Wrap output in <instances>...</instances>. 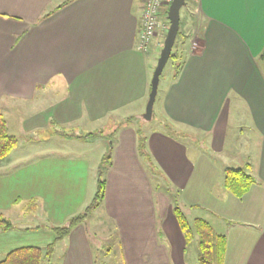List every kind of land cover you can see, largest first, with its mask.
I'll return each mask as SVG.
<instances>
[{
    "label": "crops",
    "instance_id": "crops-1",
    "mask_svg": "<svg viewBox=\"0 0 264 264\" xmlns=\"http://www.w3.org/2000/svg\"><path fill=\"white\" fill-rule=\"evenodd\" d=\"M64 1L0 0V113L18 139L0 160V214L13 209L21 215L32 210L44 214L40 229L18 225L6 215L14 226L0 228V260L17 247L53 243V263L98 264L87 228L89 215L62 239L56 240L53 228L67 224L90 204L102 158L113 146L104 200L92 212L114 222L124 263L188 264L189 244L173 213L172 198L156 189L139 156L138 127L132 123L144 118L163 39L158 35L147 52L138 49L143 0H72L58 8ZM191 1L197 21L193 24L191 14L185 27L190 28L186 36L193 34L181 49V65L165 78L155 112L193 139L201 138L202 154L207 148L226 162L217 168V161L206 154L191 161L188 143L161 132L168 131L165 122L163 129H149L147 148L178 201L191 207L209 202L215 219L199 217L226 234L225 264H241L240 253L247 248L257 250L258 261L242 264H264V68L258 61L264 47V0ZM164 9L161 20L168 26ZM197 41L200 46L192 48ZM240 105L249 112L232 115ZM84 120L108 122L88 132L108 133L118 122L124 124L98 157L67 154L79 146L61 145L62 138L85 146L94 141L58 128ZM231 121L239 128L249 124L251 132L244 139L229 135ZM21 138L39 144L20 150ZM228 140L232 148L242 147L240 152H229ZM32 149L37 153L33 163ZM228 167H242L255 178L240 198L224 185ZM207 184L205 191L202 186ZM14 195L18 197L11 199Z\"/></svg>",
    "mask_w": 264,
    "mask_h": 264
},
{
    "label": "rangeland",
    "instance_id": "rangeland-1",
    "mask_svg": "<svg viewBox=\"0 0 264 264\" xmlns=\"http://www.w3.org/2000/svg\"><path fill=\"white\" fill-rule=\"evenodd\" d=\"M188 5H189V9H188ZM184 6L181 9V18L183 20V24L184 27H182V30L184 32V34L187 35V31L190 29L189 27H185V24L188 26V21H190V16L191 14H193L192 17V22L193 24L196 23V18H197V11L195 9V6L193 4V2L191 0H189V4ZM195 9V10H194ZM192 11V12H191ZM191 31H189V34L192 35L193 33H190ZM188 34V36L186 37H190V35ZM195 34V33H194ZM166 36V35H165ZM165 38V37H164ZM164 38L163 42H162V47L164 44ZM188 41L186 40L185 36L183 35L182 38L179 39V41H177V44L175 46L176 49L180 48V54H184L181 52L182 48H185L184 44L185 42ZM200 46L199 42H194L192 48H198ZM161 47V48H162ZM174 48V49H175ZM178 51V52H179ZM173 58H170L167 62V64L164 67V70L160 76V81H159V86H158V95H157V99L159 98V95L161 94V91L163 89V86L166 82V76L169 75L170 71L173 69H175L176 65L179 63V59L174 60ZM176 61V62H175ZM262 66L264 68V63L262 62ZM37 108V106H34ZM233 109V108H232ZM156 104L154 106V118L152 117L151 120H146L145 118L143 119H137V121L133 120L132 123H135V125L139 128L142 129V131H144V134L148 138L150 137V130L149 129H155L158 127L162 128L161 123H167L166 120H162L159 119L158 116L156 115ZM237 112L236 113L234 110H232V115H242V114H246L249 111L244 109L241 105L237 107ZM83 117H85L86 119H88V116L84 115ZM89 120V119H88ZM162 121V122H161ZM240 122V121H239ZM238 122V123H239ZM108 122H90V121H76L74 123H72V126L70 125H64V127L62 128H58L57 126L55 127V129H59L58 132L64 133V134H71V133H75V134H79V135H85L86 133H88V131L92 130V129H99L101 127H103L104 124H107ZM121 122H118V124ZM169 125L172 126V128H175L174 132L170 131L168 129V131L161 130V132L163 133H167V135H173L176 139L180 140V141H184L186 143H188L189 145V149H190V153H189V157L190 160L192 161V159H194V161L197 162V158L199 156L203 154H206V156L208 158L211 159H215L217 161V168H221L224 165V162H226L224 159L226 158L223 155H218L219 158L215 157L216 154L211 155L212 152L209 151L207 148H203V154L199 151V143L203 142V140L199 137H194V139H196V142H194V139L192 136H189V134H187L185 131L180 130V128L173 126V123L169 122ZM123 125V124H122ZM238 124L235 121H231V126H230V134H234V136H239L240 138L244 139V136H248L249 133L251 132V126H249V124L244 123L240 128L237 127ZM166 128V126H163ZM111 128H113V126H111ZM145 129V130H144ZM167 129V128H166ZM109 131V128L107 129ZM156 130V129H155ZM111 131V130H110ZM110 131L108 133H100L97 136H92V141H94V143L92 145H89L91 143H88V145H84V143L82 142H77V139H74L73 141H67L65 142L64 139L62 138V141H59V144H66V145H73L75 146H79V148L77 149H73V151L71 153H69L68 151L67 154H70L72 156H90L92 158L94 157H98L100 154V151L102 150V147L105 145H108V141L109 140H113L110 139ZM47 136L50 135L49 132H47L46 134ZM27 137V136H25ZM23 143L20 146V150L23 148H28L29 146H32V148H37L39 142L37 140H35L34 138V142H29L24 138H21ZM257 139V138H256ZM90 140V139H88ZM199 140V141H197ZM258 140V139H257ZM103 141V142H102ZM255 142V138L253 140ZM110 143V142H109ZM199 146V147H198ZM226 149L229 152H240V150L242 149V147H238V149L232 148L231 146V142L228 140L226 143ZM32 151V159H30V162H36L37 161V153H35ZM64 155H66L65 151H64ZM237 160H239L238 154H235ZM229 163V162H228ZM234 164V163H233ZM97 171V169H96ZM98 173H99V169H98ZM106 177V172H104V178ZM197 177H199L198 173L196 174V177H194L193 179V185L192 186H197L196 183V179ZM166 181H168L167 177H165ZM217 181H219L218 177L216 178ZM158 182H160L161 184V188L163 190H167V186L165 185V180L164 179H158ZM221 183H222V175H221ZM199 185V184H198ZM209 184H207L206 186H202L205 187V191L208 190L207 186ZM220 185V183H219ZM218 186V184H217ZM35 188V187H34ZM36 189V193H38V189ZM96 191V190H95ZM174 192L177 193V191L174 190ZM18 195H14L12 196L11 199H15L17 198ZM200 197V196H199ZM4 200H9V197H5ZM180 207L182 208V210L186 213V215L189 217V221L192 225H194V218L195 217H199V216H204V217H210V219H215L214 213L211 209V205L209 204L208 201L204 202V203H200L196 206L191 207L189 204H183L184 202L178 201ZM35 211V212H34ZM4 216L6 215H11V217L14 219V222L18 225H22V226H27L31 229H40V227H42L41 225L43 224V219H44V214L43 212H38L37 210H32L31 212H26L25 215H21V212L16 211V209H13L12 212H3ZM9 215V216H10ZM7 217V216H6ZM88 224H87V228L88 231L90 233V238H91V242H92V248L94 251V255L96 257V260L98 261V264H125L123 257H122V253L120 251V244H119V235L117 232V228L114 224V222L112 220H109L108 217L100 212H91L88 216ZM115 228H114V226ZM216 229H220L219 226H216ZM250 236V234L248 235V237ZM196 250H197V254H196ZM236 250H238V248H236ZM59 255V253H58ZM198 241H197V237L196 239L188 245L187 250H186V256L188 259V264H198ZM258 253L257 250L253 251L252 248H247V250L245 252L242 251V253H240L239 256V261L242 262L243 261H248V260H252L257 262L258 259ZM52 261H57V258L54 254V256L52 257ZM45 262V261H44Z\"/></svg>",
    "mask_w": 264,
    "mask_h": 264
},
{
    "label": "trees",
    "instance_id": "trees-1",
    "mask_svg": "<svg viewBox=\"0 0 264 264\" xmlns=\"http://www.w3.org/2000/svg\"><path fill=\"white\" fill-rule=\"evenodd\" d=\"M70 1L72 0H65L61 5L58 6V8L62 7L63 5H66ZM188 4L189 0H186V4L184 6ZM168 8L169 6L165 7L164 13L167 22L169 23V20L167 18ZM49 14L50 13H48L47 15ZM182 27H184V24L182 18H180L179 32L170 57L174 60L179 58L183 60L184 57L183 55L177 53L180 48H178V50L175 48L177 41H179V39L182 38L183 35L186 38V34H184ZM258 61L261 64L262 62L264 63V47L258 55ZM181 62L182 61L177 64L178 67L181 65ZM127 122L130 123V120L128 119L124 123ZM124 123H117L116 127L113 122L110 124L111 126H113V128L115 127L112 132H110V139H113L115 133ZM164 125L169 130L173 129L172 126L167 123ZM104 131V129L91 131L84 135L82 138L85 139L87 137L97 136L100 133H104ZM137 136V148L139 156L142 159L145 168L148 170L153 180H155L157 190H160L161 188V184L160 182H158V179L161 178L165 180V185L167 186V190L165 191L168 192L172 198L173 213L176 216V219L180 225L186 244L192 243L197 237L198 264H225L228 246V239L226 234L216 232L207 220L200 217L194 220V225L190 223L187 215L178 203L177 193L174 192V188L168 181H166L165 176L161 173V171L155 164L147 148V137L144 134V131L138 128ZM111 141L113 143L114 139ZM17 142V137L9 131L6 118L0 113V160L6 158L11 153V151L16 147ZM112 150L113 146L109 148L108 152H106V154L102 158V162L99 167L97 187L92 201L83 212L71 217L67 224L53 228L56 235V240L66 237L70 233L74 225L80 223L85 217H87L94 209H96L103 202L106 191V179L104 178V172H106V170L112 163ZM254 182V176L248 173L242 167H228L225 170L224 185L226 189L236 197L240 198L244 196L249 191L250 187L254 184ZM13 226L14 224L8 217L0 214L1 229L8 230L11 229ZM53 250V243L48 244L46 246L30 245L17 247L7 252L4 258L0 260V264H56L53 263L50 259Z\"/></svg>",
    "mask_w": 264,
    "mask_h": 264
},
{
    "label": "water",
    "instance_id": "water-1",
    "mask_svg": "<svg viewBox=\"0 0 264 264\" xmlns=\"http://www.w3.org/2000/svg\"><path fill=\"white\" fill-rule=\"evenodd\" d=\"M186 4V0H172L168 9L169 27L164 39V44L157 61V65L153 72L151 80V91L149 99L146 104V109L143 117L146 120H151L153 117V108L156 100L160 76L164 70L165 65L171 57L173 46L180 28L181 9Z\"/></svg>",
    "mask_w": 264,
    "mask_h": 264
},
{
    "label": "built area",
    "instance_id": "built-area-1",
    "mask_svg": "<svg viewBox=\"0 0 264 264\" xmlns=\"http://www.w3.org/2000/svg\"><path fill=\"white\" fill-rule=\"evenodd\" d=\"M172 0H143L141 27L139 31L138 49L147 52L154 39L159 35L164 38L168 26L161 20L162 10Z\"/></svg>",
    "mask_w": 264,
    "mask_h": 264
}]
</instances>
